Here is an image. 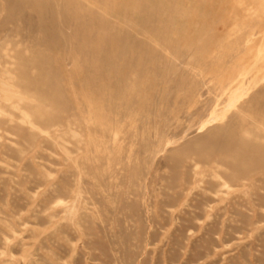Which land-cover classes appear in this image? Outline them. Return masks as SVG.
I'll return each instance as SVG.
<instances>
[{"label": "rangeland", "instance_id": "374dc122", "mask_svg": "<svg viewBox=\"0 0 264 264\" xmlns=\"http://www.w3.org/2000/svg\"><path fill=\"white\" fill-rule=\"evenodd\" d=\"M1 81L0 264H264V0H0Z\"/></svg>", "mask_w": 264, "mask_h": 264}, {"label": "bare ground", "instance_id": "6f19581e", "mask_svg": "<svg viewBox=\"0 0 264 264\" xmlns=\"http://www.w3.org/2000/svg\"><path fill=\"white\" fill-rule=\"evenodd\" d=\"M0 84L3 85V87L7 88V92L12 93V96L16 95L18 101H20V100L22 99V98L20 97V95L17 94L16 91H14L13 89H10V85L8 84V82H6V81H1ZM3 90H4V89H3ZM3 90H2V91H3Z\"/></svg>", "mask_w": 264, "mask_h": 264}]
</instances>
